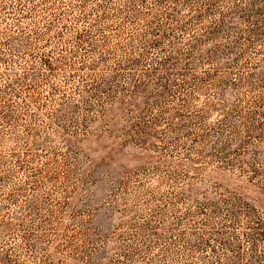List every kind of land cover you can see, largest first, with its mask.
<instances>
[{
  "label": "rangeland",
  "instance_id": "374dc122",
  "mask_svg": "<svg viewBox=\"0 0 264 264\" xmlns=\"http://www.w3.org/2000/svg\"><path fill=\"white\" fill-rule=\"evenodd\" d=\"M0 264H264V0H0Z\"/></svg>",
  "mask_w": 264,
  "mask_h": 264
}]
</instances>
